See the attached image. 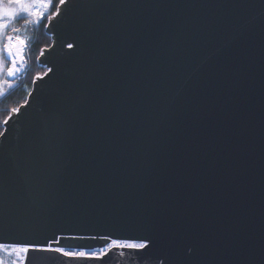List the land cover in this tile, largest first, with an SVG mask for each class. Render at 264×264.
I'll return each instance as SVG.
<instances>
[{
    "label": "water",
    "instance_id": "obj_1",
    "mask_svg": "<svg viewBox=\"0 0 264 264\" xmlns=\"http://www.w3.org/2000/svg\"><path fill=\"white\" fill-rule=\"evenodd\" d=\"M46 29L52 72L0 138V242L99 232L157 246L102 264H264V0H67Z\"/></svg>",
    "mask_w": 264,
    "mask_h": 264
},
{
    "label": "snow or ice",
    "instance_id": "obj_2",
    "mask_svg": "<svg viewBox=\"0 0 264 264\" xmlns=\"http://www.w3.org/2000/svg\"><path fill=\"white\" fill-rule=\"evenodd\" d=\"M66 3L67 0H58L55 5L53 0H0V97L5 96L7 90L13 87L8 78L16 77L26 63L28 38L21 33L26 32L29 26H39L44 20L49 23L55 21ZM19 21H23L22 27L17 26ZM76 47L75 42L67 43L69 50ZM44 51H41V55H44ZM51 72L52 69L49 68L43 74H37L33 83L43 80ZM31 95L29 92V96ZM23 106L10 108L8 115L0 120V138H6V126L20 113ZM87 241L103 243L96 246L85 243ZM156 247L155 240L146 236L114 237L99 232L70 233L60 230L52 232L51 235L0 242V264H45L52 261L58 264H102L104 258L113 250H129L143 260L153 258ZM123 254L120 252V255ZM160 264L163 262L160 261Z\"/></svg>",
    "mask_w": 264,
    "mask_h": 264
},
{
    "label": "trees",
    "instance_id": "obj_3",
    "mask_svg": "<svg viewBox=\"0 0 264 264\" xmlns=\"http://www.w3.org/2000/svg\"><path fill=\"white\" fill-rule=\"evenodd\" d=\"M54 5L58 0H53ZM53 11L55 8L52 9ZM48 24L44 20L39 26H29L26 31L28 36V53L26 56V68L24 74L16 79H12L13 87L8 89L5 96L0 97V120L8 115L10 108L19 107L22 105L32 88L33 81L37 74H43L47 68L39 63L41 51L48 48L52 43V38L46 29ZM23 26V21H19L17 26Z\"/></svg>",
    "mask_w": 264,
    "mask_h": 264
},
{
    "label": "rangeland",
    "instance_id": "obj_4",
    "mask_svg": "<svg viewBox=\"0 0 264 264\" xmlns=\"http://www.w3.org/2000/svg\"><path fill=\"white\" fill-rule=\"evenodd\" d=\"M49 23V22H48ZM48 25V24H47ZM18 27H22V25H20V26H18ZM21 35H25L27 38H28V36H27V34H26V32H24V33H21ZM28 48H29V43H28V46H27V53H28ZM40 63V62H39ZM41 64V63H40ZM43 65V64H42ZM43 66H45V65H43ZM46 67V66H45ZM24 72H25V69H24ZM24 72H23V74H24ZM22 74V75H23ZM8 79H10V80H12V79H15V78H8Z\"/></svg>",
    "mask_w": 264,
    "mask_h": 264
},
{
    "label": "built area",
    "instance_id": "obj_5",
    "mask_svg": "<svg viewBox=\"0 0 264 264\" xmlns=\"http://www.w3.org/2000/svg\"><path fill=\"white\" fill-rule=\"evenodd\" d=\"M26 52H27V50L25 51V54H26ZM25 67H26V63L24 65V68L22 69V72L19 73V75L16 76L17 78H19L23 74Z\"/></svg>",
    "mask_w": 264,
    "mask_h": 264
},
{
    "label": "bare ground",
    "instance_id": "obj_6",
    "mask_svg": "<svg viewBox=\"0 0 264 264\" xmlns=\"http://www.w3.org/2000/svg\"><path fill=\"white\" fill-rule=\"evenodd\" d=\"M21 72H22V70H21ZM21 72H20V73H21ZM17 75H19V73H18Z\"/></svg>",
    "mask_w": 264,
    "mask_h": 264
}]
</instances>
